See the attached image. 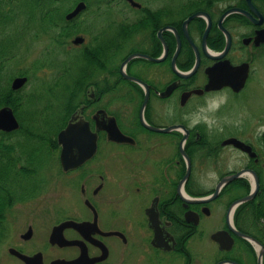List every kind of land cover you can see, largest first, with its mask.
<instances>
[{
  "label": "flooded vegetation",
  "instance_id": "obj_1",
  "mask_svg": "<svg viewBox=\"0 0 264 264\" xmlns=\"http://www.w3.org/2000/svg\"><path fill=\"white\" fill-rule=\"evenodd\" d=\"M263 53L264 0H0V264H259L256 245L231 231L227 213L251 191V173L214 198L192 199L242 169L257 177L252 199L262 192L254 145L244 140L250 156L227 144L247 155L229 168L227 137L218 143L202 113L212 111L209 98L229 100L256 80ZM50 68L54 77L40 78ZM40 81L65 87L47 134ZM114 123L124 140L109 134ZM42 142L52 156L46 166ZM105 142L125 157H98ZM240 206L232 225L264 247L240 229ZM222 230L229 248L211 237ZM207 231L219 257L195 250Z\"/></svg>",
  "mask_w": 264,
  "mask_h": 264
},
{
  "label": "rangeland",
  "instance_id": "obj_2",
  "mask_svg": "<svg viewBox=\"0 0 264 264\" xmlns=\"http://www.w3.org/2000/svg\"><path fill=\"white\" fill-rule=\"evenodd\" d=\"M94 0H90L92 3ZM91 5V6H90ZM89 6L93 9L92 4ZM129 45V42L124 43L123 48ZM54 57H58L59 53L53 54ZM61 56V55H59ZM123 56V55H122ZM121 59V58H120ZM259 71L256 80H250V83L246 88L233 96L228 100L223 98L212 97L209 98L212 107L209 109L210 112H203L206 122L209 126V129L214 130V135L219 143L222 139L229 136H234L254 145L258 152V157L263 161L264 160V53L258 58ZM76 73V70L74 69ZM55 71L50 69H40V78L50 79L54 77ZM40 96L38 103H40L39 110L40 112H46L47 105L49 108L48 118L44 124L45 118L43 113L41 114L40 125L43 127V132L46 134L49 133L54 126L59 122L61 118L60 105L63 102V93H65V87L59 85L53 87L51 85L44 86L40 81ZM121 91V90H120ZM115 94H117L115 92ZM117 106V105H115ZM113 107L114 109L116 107ZM205 108V107H204ZM128 109L122 116L124 128L132 126V121L134 118L133 109ZM204 110V109H202ZM131 122V123H130ZM128 124V125H127ZM42 129V128H41ZM205 131V130H204ZM207 131V130H206ZM222 156L228 159L229 168L235 169L244 165L247 162V155L240 152L237 149H234L231 146L225 144L224 147H221ZM112 152V155L116 159L125 157L122 155L123 151L120 147L115 145H109L108 143H101L99 148L98 157L104 158L107 155V152ZM52 158L49 155L47 145L43 142L40 144V162L42 165L46 166L44 161L49 164V158ZM46 172H41L40 175H45ZM60 179H58V182ZM58 190V188H56ZM247 209V208H246ZM219 210L216 208L214 210L215 214H218ZM247 223V221H246ZM258 229H263L259 227ZM211 230H214L212 228ZM252 232L258 234L264 240L263 232H258L257 229H252ZM207 231L206 238L200 236V240L196 239L195 250L200 249L206 250L214 255V257H219L221 255L216 249L215 243L209 239V233ZM203 254V253H202Z\"/></svg>",
  "mask_w": 264,
  "mask_h": 264
},
{
  "label": "water",
  "instance_id": "obj_3",
  "mask_svg": "<svg viewBox=\"0 0 264 264\" xmlns=\"http://www.w3.org/2000/svg\"><path fill=\"white\" fill-rule=\"evenodd\" d=\"M134 56H137V55H136V54H131V55H129V56L125 59V61L123 62V66H124V64H126V62H127L130 58H132V57H134ZM142 56H143V55H142ZM122 72H123V74H124L125 77H127V78H129V79H133V80L139 82L140 84L144 85V87H146L145 84H144L140 79H137V78H135V77H133V76H130V75L126 74L125 71H124V69L122 70ZM191 72H192V71H191ZM191 72H187V73H179V74L182 75V76H186V75H189ZM244 80H245V77H243V79H242L237 85H233L234 89H235V90H238L239 88H241L242 85H243V83H244ZM145 90H146V93H145V99H144V103H143V105H142V107H141L140 116H141V120H142V122H143L145 125H148V124L145 122L144 118H143V111H142V110H143V107L145 106L146 99H147V96H148V90H147V88H145ZM68 131H69V130H63V132H62V136H61L63 140H64V137H65V133L68 132ZM109 134H110L113 138H115V139H117V140H119V141L124 140V138H126L125 135L122 134V133L119 131V129L117 128V126H116L115 123L113 124V127H112L111 131L109 132ZM222 143H223V144H232L234 147H237V148H239V149L242 150V151L248 152L250 156H254V155H255V153L251 151V146H250L249 144H247V143L244 142L243 140H240V139H238V138H236V137H228V138L224 139V140L222 141ZM89 149H90V147H89ZM91 152H92V151H91ZM65 153H66V149L64 148V149L62 150V158H63V159L66 158ZM85 156H86V153H85V152H80V154L77 156V157H78L77 160H79V161H80V160H83V158H84ZM67 166H68V165H67ZM246 170H247V169H246ZM243 172H245L244 169H242V170H240V171H238V172H236V173H232V174H229V175H227V176H224V177L219 181V183L217 184V186H216V188H215V191H214L212 194H210V195L207 196V197H198V198H194V199H192V200H194V201H201V202H204V201H207L208 199L214 198V197L218 194V192L220 191V189L222 188V186H223L224 184H226V183H228L229 181H231V180H233V179L239 177L240 175H242ZM254 179H255V182H254V188L252 189V191H250L249 194H247V195H245V196H243V197H241V198L236 199L235 201H233V202L230 204V206H229V208H228V212H227V213H228V222H231L230 219H229V218H230V217H229V214H231V212L234 211V209H235L239 204H241L242 202H244V201H246V200L251 199V198L255 195V193H256V191H257V187H258L257 177H256L255 175H254ZM229 225H230V229H231L232 232H234V233H236V234H238V235H240V236L246 238V239L249 240L250 242H252V243H256V244L258 245L257 257H258V260H259V264H261L262 257H263V251H264V248H263L262 244H261L256 238H254L253 236L238 231V230H237V229H236L231 223H229ZM211 237H212L213 240H215L217 243H219L220 248H229V246L232 244V238L230 237V235L228 234L227 231H224V230H222V231H215L214 233H212Z\"/></svg>",
  "mask_w": 264,
  "mask_h": 264
},
{
  "label": "trees",
  "instance_id": "obj_4",
  "mask_svg": "<svg viewBox=\"0 0 264 264\" xmlns=\"http://www.w3.org/2000/svg\"><path fill=\"white\" fill-rule=\"evenodd\" d=\"M75 92V90H73V93ZM239 180L235 179L233 181H231V184H238ZM261 190L262 192L257 195L254 199L249 200L245 203H243L240 207L239 210L244 209L243 211L245 212L244 216H245V221L242 222L241 228L242 230H247L250 231L252 229H257L258 232H263L264 234V180L261 182ZM247 208V209H246ZM262 219V221H261ZM247 221V223H246ZM256 221L258 222H262V227L263 229H258L259 228V223H256ZM250 224L253 225V227L250 228ZM264 257V256H263Z\"/></svg>",
  "mask_w": 264,
  "mask_h": 264
}]
</instances>
